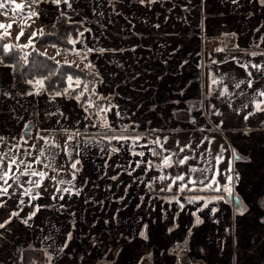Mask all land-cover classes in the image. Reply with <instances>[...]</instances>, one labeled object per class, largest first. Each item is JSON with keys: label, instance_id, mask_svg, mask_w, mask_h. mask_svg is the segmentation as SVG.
Returning a JSON list of instances; mask_svg holds the SVG:
<instances>
[{"label": "crops", "instance_id": "0c3cea01", "mask_svg": "<svg viewBox=\"0 0 264 264\" xmlns=\"http://www.w3.org/2000/svg\"><path fill=\"white\" fill-rule=\"evenodd\" d=\"M16 2L26 9L21 15L11 12L14 5L0 9V23L12 25L7 37L13 43L21 26L24 35L20 38L28 44L35 32L32 41L36 43L40 30L55 25L61 13L84 26L70 38L77 41L72 51L84 54L93 67L98 80L96 102L100 107H116L97 115L100 107L93 110L86 98L83 102L66 93L52 95L45 88L39 95H27L37 87L33 84V89L20 92L14 85L12 66L0 62V137L4 138L0 154L10 152L26 163L39 158L41 163L33 168L55 177L45 178L43 186L34 190L40 198L31 204L43 207L27 224L22 220L34 208L29 206V198L20 194L17 183L9 180L13 185L9 193L15 194L0 197L6 201L0 208V223L10 220L0 228V264H25L26 250L42 251L48 257L45 264H264V112H256L252 104L253 98L264 99L256 95L264 90V73L249 67L252 76L248 77L240 67L246 62L264 64V55H251L264 52V5L259 0H145L143 4L140 0H71L68 8L43 0L40 6L29 8V0ZM85 7L87 13L81 11ZM31 11L38 17L27 19ZM24 41L14 45H25ZM214 78L219 83L213 84ZM248 79L253 80L252 88L247 86ZM241 80L245 83L236 88ZM225 87L227 93L220 95ZM249 112L255 114L245 120ZM37 118L43 124H36L30 138L24 139L25 125ZM101 118L107 119L117 135L127 126L124 135L144 138L135 147L131 140L109 143L104 137L113 133L100 126ZM212 125L222 126L224 132L216 133ZM76 132L80 135L68 142L70 155L66 154L65 141ZM40 137L54 140L60 147H51ZM157 137L162 142L167 138L164 148L168 152L161 155L178 153L173 161L183 156L195 159L162 170L149 169L148 160L154 164L161 160L149 151H160L150 143ZM185 145L191 147L181 153L179 148ZM221 145L226 150L217 165L213 157ZM113 147L118 153L111 152ZM41 148L44 156H40ZM233 149L242 159H233ZM133 151L145 155L135 156ZM52 155L58 171L43 167ZM75 160L80 161L78 170L71 167ZM137 161L144 163L136 167ZM229 161L231 174L239 173L240 179H234L232 187L243 198L242 212L235 210L223 192L181 193L178 185L182 182H177L168 194L159 189L171 181L154 179L188 173L190 167L219 168L223 173ZM190 175L194 179L202 176L199 171ZM207 175L211 177L212 172ZM28 179L36 178L19 177L20 182ZM217 179L223 184L226 176ZM60 180L66 183L59 184ZM199 187L202 185H189ZM57 188L71 192H57ZM221 195L224 199L209 204L203 212L204 223L196 226L191 213L206 199ZM174 196L184 204L183 210L174 200L168 203ZM192 196L204 199L190 204L186 198ZM19 199L25 200V205L17 207ZM13 211L19 216L10 217ZM176 219L179 224L173 230ZM107 227L114 231L103 233ZM188 231L192 232L190 252L174 253ZM97 237L90 245L89 239Z\"/></svg>", "mask_w": 264, "mask_h": 264}, {"label": "snow or ice", "instance_id": "6c2138e0", "mask_svg": "<svg viewBox=\"0 0 264 264\" xmlns=\"http://www.w3.org/2000/svg\"><path fill=\"white\" fill-rule=\"evenodd\" d=\"M41 2V0H29L28 6L29 8H31V6L33 4H39ZM52 3L56 4V5H60L61 3L67 5L68 8L72 7L71 4V0H51ZM148 2L150 3H155L156 0H148ZM237 2V0H233V3ZM140 3L143 4L145 3V0H140ZM259 3L264 5V0H259ZM10 5H14L13 7H11V12L16 14V15H21L23 13L24 10V5L22 3H18L16 2V0H0V9H8ZM62 15L64 13H61ZM38 13L35 11H31L28 15H27V19H32L33 17H38ZM12 27L11 23L5 25L3 23H0V30H3L2 33H0V39H3L4 37H7L9 35H11L10 31H8V29H10ZM24 35V27L21 26V30L18 33V35L16 36V39L19 40L21 36ZM40 35H43V30H40ZM80 35L82 36L83 33H80ZM36 33L33 32L31 34V36L29 37V41L28 44L25 45H19L20 48H27L30 47L32 45V40L35 38ZM68 43L71 44H75L77 43V41L69 39ZM13 45H9V44H3L0 45V48H2L4 51L6 52H11L13 49ZM88 51H92V49H88ZM101 51H103V49H101ZM264 55V52L261 53H251V55L256 56V55ZM77 55H79V53L77 52ZM22 59H24L25 62H27V53H25L24 57H22ZM89 67H91V65H88ZM240 67H242L245 72L247 73L248 77L252 76V73L248 71V68H254L256 69L258 72H262L264 73V64H258V63H251V62H246V63H242L240 64ZM36 79L35 81L33 80H28L27 83L29 84H34L37 87V91L35 93L29 92L26 93L27 95H39L40 91H42L44 89V79ZM67 81H68V88L71 89L73 87V84H75V86L78 88L81 86L82 81L80 79H73L72 76H68L67 77ZM213 84H217L219 83V81H217L215 78L212 81ZM245 81L241 80L238 83L235 84L236 88H239L241 84H244ZM247 86L249 88L253 87V80L252 79H248L247 80ZM84 90H87V85H84ZM94 91V90H93ZM228 89L227 87H225L223 89V91L220 93V95H224L225 93H227ZM67 92V89H65V93ZM62 93L57 92L56 95L59 96ZM80 95H83V91L76 96V99L80 98ZM257 96L264 98V90H260L257 91L256 93ZM252 104L255 108L256 112H264V99H260L257 100L255 98H253L252 100ZM89 107H93L94 105H92L91 103H89L88 105ZM111 107H116V106H111ZM111 107L109 108H104V107H100L98 110L97 115H99L100 113H106L108 111L111 110ZM245 108L248 107V105H244ZM216 115H220V113L217 111L215 113ZM255 112H249L247 115L244 116V119L247 120L250 116L254 115ZM117 115H119V112H117ZM221 124L223 123V121L220 122ZM101 127L107 129L108 131L112 132L113 135H111L110 137H108L107 135L104 137L106 139L109 140V143L112 140H117V141H129L131 140L133 143V147H135V145H137L139 143V141L141 139H143L144 137L140 136V135H136V136H128V135H124L125 132L128 131V127L125 126L121 129L120 134H116V129L114 127H112V125H110L107 121L106 118H101ZM28 126L25 125V129L27 130ZM67 132V130H65ZM80 133L76 132V133H72L69 134L67 137V140L65 141L64 147H63V151L66 154L68 153V142L74 140L77 136H79ZM40 139L44 140L45 144L50 145L51 147H60V145H58L57 143H55L54 140L50 141L49 139H46L44 137H40ZM207 139V138H205ZM4 140L3 137H0V141ZM26 142V141H25ZM167 142V138H164V141L162 142L161 139L159 137H157L155 140H151L150 143L156 145L160 151L158 152L156 150V148H150L149 151L151 152V155L153 157H161L160 163L159 164H154L152 160H148L146 162L147 167L149 169L155 167L158 170H162L164 168H169L172 167L173 164H178V165H184L189 159H195V157H189V156H183L182 158H179L176 161H173V156H178V153H170L168 155H161V153H166L168 152V149L164 148V143ZM211 140L208 141L209 144H211ZM201 143H203V140L201 141ZM177 145L179 147V142H177ZM144 147H147V145H144ZM191 145H185L183 147L179 148V151L182 153L185 151L186 148H190ZM226 149H224V146L221 145L220 146V152L218 154H216L213 159L215 160V163L218 165L222 162L223 160V152ZM112 152H117L118 149L113 147L111 149ZM208 152H210L211 150L208 149L206 150ZM28 156H31V152L26 153ZM45 155V151L43 148H41L40 150V156H44ZM77 155H79V153L77 152ZM132 155L135 156H140V157H144L145 153L144 152H132ZM204 154L201 153V156H203ZM232 157L233 159L239 160L242 159L240 156L237 155L235 149L232 150ZM55 159V155L50 156L49 158V162L46 164H43L44 168H52L53 171H58L57 169H55V167L53 166L52 161H54ZM41 160L39 158H34L33 160L29 161V162H25L24 159H19L15 156L10 155L9 153H3L0 154V197H5L8 196L10 197L11 195H14L15 193H9V189L13 187L12 184L9 183V180H13L14 182L17 183V186L19 188L22 189V192L20 193L22 196H26L29 198V206H32L34 208V211H32L29 215L28 218L25 220H22L23 223L27 224L28 220L32 219L37 212L40 211L41 205H32L31 201H35L37 199L40 198V193L38 191H34L35 189H39L43 186V181L45 180V178H50V179H55V177H48V173L40 170L37 171L33 168V164H40ZM80 163L79 160H75L72 162L71 167L74 170H78L77 169V165ZM141 163H144L143 161H137L136 162V167H140ZM21 165H23V167L21 168ZM129 167H131V165H129ZM15 168V172L13 171V169ZM134 170V169H133ZM197 171H199L202 176L200 178H196L194 179L192 177V175H190V173H196ZM16 172L19 173V175H16ZM208 172H212V176L209 177L207 175ZM233 172V168H232V162L229 161V165L228 168L226 170V172H221L219 168H213V167H208V168H196V167H190L188 169V173H181L175 176H169V175H160L156 178H154L155 180H159V181H164V180H170L171 182L167 185V187H161L159 190L160 191H172L173 190V185H177V182H182L178 185V191L183 193L185 191H215V192H223V193H227L229 197H233L234 193H233V180H239V173H236L235 177L231 174ZM129 175H131V172L128 173ZM224 175L226 176V181L221 184L220 181L217 179V177ZM20 176H25V177H35L36 179H28L27 181L24 182H20L19 177ZM187 177V180H186ZM73 179H75V173H73ZM111 179L115 180L116 177L113 176L111 177ZM59 184H64L66 183L64 180H60L58 181ZM25 184L31 185V187H25ZM189 185H202V187L199 188H189ZM148 187L151 189L152 185L149 184ZM57 192L63 191V192H71V189L69 188H64V189H60L57 188L56 189ZM76 195H79V190L76 191L75 193ZM53 200L57 199V197L53 196L52 197ZM59 199H64L63 196H60ZM143 199V198H141ZM188 203L193 204V203H197L198 201H200L201 199H204L203 197H199V196H192V197H187L186 198ZM224 197L221 196H216L210 199H206L204 201V204L202 206V208L198 209V211H203V209L208 208L209 204L213 203L214 201H218V200H223ZM173 200L175 201L176 204L179 205L180 209L183 210L184 208V204L180 202V199L178 197H173L171 200L168 201V203H172ZM236 202L237 204H239V199L238 197L236 198ZM6 204V201H2L0 200V208L4 207ZM21 205H25V200L23 199H19L18 201V205L17 207L21 206ZM63 207V206H61ZM21 211L23 210L22 208L20 209ZM216 209L212 208L211 212L215 213ZM193 215L195 216L196 213H193ZM19 216V212L18 211H13L10 213V217H18ZM9 221H5L4 223H0V228H4L5 224L9 223ZM196 223H202V221L200 220V218L197 216L196 218ZM145 228H147V225L144 226ZM172 229H169V231H171ZM140 235L144 236V232H141ZM68 238H71V233L68 234ZM66 247V245H65ZM49 259L51 260V257H49Z\"/></svg>", "mask_w": 264, "mask_h": 264}, {"label": "trees", "instance_id": "16d2710c", "mask_svg": "<svg viewBox=\"0 0 264 264\" xmlns=\"http://www.w3.org/2000/svg\"><path fill=\"white\" fill-rule=\"evenodd\" d=\"M83 28L81 23L71 22L62 15L55 25H50L43 31V35L37 38V42L47 46L73 49V44L68 43V40L71 36H76ZM7 42V37L0 39V45L7 44ZM25 53H27V62L22 59ZM0 59L3 63L12 66L14 85L22 93L34 88L33 84L27 83L28 80L35 81L47 77L44 79V88L53 95L57 92L65 93V89H68V76H72L73 79L89 77L82 68L60 63L34 46L27 48L15 46L11 52L0 48ZM24 260L25 264H31L32 260L46 263L48 257L39 250H26Z\"/></svg>", "mask_w": 264, "mask_h": 264}, {"label": "rangeland", "instance_id": "374dc122", "mask_svg": "<svg viewBox=\"0 0 264 264\" xmlns=\"http://www.w3.org/2000/svg\"><path fill=\"white\" fill-rule=\"evenodd\" d=\"M35 5L40 6L41 4L39 3V4H35ZM24 10H26V9L24 8ZM81 11L83 13H87V8L86 7L81 8ZM14 32H15V29H14ZM28 36H30V35H28ZM14 37H15V35H14ZM7 40H8L7 44L15 46L14 44L21 43L25 39L24 38H20L19 40L15 39V43H13L14 41L12 42L11 39L8 37H7ZM32 43L35 44L34 47H37V48L42 47L44 49V51H42L44 54L49 55V53H50V54L56 55V57H58V58L56 59L55 56L53 58H55L58 62L72 64V65H75V67H79V68H82L83 70H85V72L87 73V75L89 77L77 78V79H80L82 81L81 86L77 88L75 86V84H73V87L71 89H69V88L67 89L66 94L72 95L76 98V96L79 95L83 91V95H80L79 101L84 102V99L86 98L89 100V102L92 105H94L93 107H90L93 110H96L98 107H100V102H96V100L98 99L99 93H97V91L95 90V86L98 83V80L96 79V74H95L94 70L92 69L93 67L88 66L90 64L88 61L85 60L86 57L84 54L77 55L72 51V49H68V48H59L56 46H52L50 48H45L39 42L34 43L32 41ZM24 44H26V42ZM58 53H60V54L58 55ZM0 62H1V59H0ZM85 84L87 85V90H84ZM87 105H89V103ZM37 120L40 121L38 118H37ZM40 123H41L40 124V126H41L43 123L41 121H40ZM36 124H37V121H36Z\"/></svg>", "mask_w": 264, "mask_h": 264}, {"label": "flooded vegetation", "instance_id": "af4514ba", "mask_svg": "<svg viewBox=\"0 0 264 264\" xmlns=\"http://www.w3.org/2000/svg\"><path fill=\"white\" fill-rule=\"evenodd\" d=\"M195 105V104H194ZM211 129L212 130H214L216 133H223L224 132V129H223V127L222 126H220V125H212V127H211ZM109 133H112V132H110V131H108ZM112 148H110V150H111ZM112 152V151H111ZM116 153H118V152H116ZM120 155H122V154H120ZM170 193H172V192H169L168 194H170ZM234 193V192H233ZM225 194H227V193H225ZM228 195V194H227ZM234 195H238L239 197H240V199H241V205H242V209L241 210H238L236 207H235V204H234V201L228 196V198H229V200L231 201V203L233 204V206H234V208H235V210L236 211H239V212H242L243 211V198L239 195V194H236V193H234ZM200 208H202V207H198V209H200ZM198 209H196V210H194L191 214H192V216L194 217V219H195V224H196V226H199V225H202L203 223H204V221H205V218H204V216H203V212H204V210H206L207 208H205V209H203V211H198ZM193 213H196V215L194 216L193 215ZM197 216L200 218V220L202 221V223H196V218H197ZM141 216L140 215H138V218H140ZM152 216H149L148 217V220L147 221H149L150 220V218H151ZM154 218H156L155 216H153ZM178 224H179V221H178V219H176V221H175V223L173 224V226H172V229L174 230V229H176L177 227H178ZM114 231V228H112V227H107L105 230H104V232L103 233H106V234H111L112 232ZM100 237V236H99ZM99 237H97V238H93V239H89V243H90V245H92V244H94L95 242H97L98 241V239H99ZM262 240V239H261ZM114 245V242L113 241H111V246H113ZM191 247H192V232L191 231H188V233H187V235H186V238L184 239V241L182 242V243H178L176 246H175V248L173 249L174 250V253H178L180 250H184V251H186V253L188 254L189 252H190V250H191ZM83 254V253H82ZM38 262V261H37ZM39 264H45V263H40V262H38Z\"/></svg>", "mask_w": 264, "mask_h": 264}, {"label": "water", "instance_id": "95a60500", "mask_svg": "<svg viewBox=\"0 0 264 264\" xmlns=\"http://www.w3.org/2000/svg\"><path fill=\"white\" fill-rule=\"evenodd\" d=\"M27 130L24 129L23 131V137L24 139L28 140L32 134V131L34 130L35 126H36V120H32L30 121L29 123H27ZM238 197L239 199V204H237L236 202V198ZM233 201H234V204H235V207L238 209V210H241L242 209V203H241V199L238 195H234L233 197H230Z\"/></svg>", "mask_w": 264, "mask_h": 264}, {"label": "built area", "instance_id": "2783aa9c", "mask_svg": "<svg viewBox=\"0 0 264 264\" xmlns=\"http://www.w3.org/2000/svg\"><path fill=\"white\" fill-rule=\"evenodd\" d=\"M43 10H46L45 7L42 8ZM37 124H41L40 121L37 120ZM31 264H39L36 260H32Z\"/></svg>", "mask_w": 264, "mask_h": 264}]
</instances>
